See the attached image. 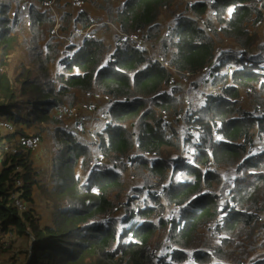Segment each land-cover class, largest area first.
Segmentation results:
<instances>
[{
  "label": "trees",
  "instance_id": "16d2710c",
  "mask_svg": "<svg viewBox=\"0 0 264 264\" xmlns=\"http://www.w3.org/2000/svg\"><path fill=\"white\" fill-rule=\"evenodd\" d=\"M19 1L12 3H17L21 18L16 15L15 21L20 23L12 25L10 1L0 4L1 55L12 57L16 51L21 56L13 62L22 63L14 82L6 69H0V127H5V119L14 124L46 122L55 127L54 134L61 136L64 148L57 180L48 188L37 179L29 151L9 152L4 142L14 135L2 133L1 127L0 252L8 244L15 250L30 247L27 264H226L224 252L213 258L210 243L202 240L201 230L210 221L216 223L215 232L225 231L250 245L255 222L264 210V151L260 150H264V73L251 63L262 56L252 50L257 39L251 32L255 21L263 17L264 0H213L220 28L210 33L198 21L209 4L188 0L197 19L181 15L178 22L168 25L165 37L166 29L160 31L161 8L178 0H112V23L124 32L139 34L158 47L171 67L191 77L215 62V38L231 39L244 47L240 55L245 57L236 59L241 65L233 74L223 72L217 63L211 69L204 80L208 91L200 93L203 106L186 107L180 99L178 113L167 109L170 95L160 91L175 83L145 49L128 42L106 44L98 38L61 44L51 35L54 19L40 7L44 0L31 3L28 23L22 17L23 0ZM88 1L95 6L94 0ZM68 7L58 9L62 24L71 22L63 24L64 28L89 26L85 11L74 15L65 11ZM249 88L257 99L253 103L249 98L243 106L242 91ZM92 91L116 99L109 122L89 142L68 131L66 118L56 110L77 105L81 101L78 92ZM164 110L170 111V122L159 115ZM21 111L32 121L19 118ZM178 119L184 132L174 125ZM18 134L27 137L21 128ZM189 147L194 154L186 152ZM97 154L105 159L101 166H93ZM125 158L142 180L136 190L150 201L135 204L136 195H125L122 173L129 170ZM241 167L258 170L254 181L242 189L227 190L219 169L231 168L236 174ZM79 168L89 172L87 180L75 174ZM36 188L44 189L45 197L41 192L40 196L45 214L32 208ZM157 191L161 193L156 195ZM166 206L178 207L174 217L164 213ZM47 208L48 213L49 209L55 212L49 221ZM222 243L226 245L227 239ZM249 252L244 250V256ZM250 264H264V256Z\"/></svg>",
  "mask_w": 264,
  "mask_h": 264
},
{
  "label": "rangeland",
  "instance_id": "374dc122",
  "mask_svg": "<svg viewBox=\"0 0 264 264\" xmlns=\"http://www.w3.org/2000/svg\"><path fill=\"white\" fill-rule=\"evenodd\" d=\"M6 1H10L11 4V11L9 14L10 24L14 23L18 24L20 21H15V12L17 3H12L14 0H0V4L4 3ZM21 1V0H20ZM19 1V2H20ZM210 0H208L209 2ZM80 3L78 5H74V2L72 0H56L55 1V8L61 9L66 4H70V7H68L65 11H70L74 15L77 14L78 11H85L90 18L96 19V21H100L107 17V20L112 21L114 18V2L112 0H94L95 6H92L88 0L85 1H79ZM30 3L29 0H23V4L25 9L28 7V4ZM61 6V7H57ZM41 8H43L42 5H40ZM170 6L167 7V9H162L161 14L159 17V23H160V31L165 29L168 25L175 24V21L178 22L183 15L184 17H187L190 20H196V16L191 12L188 8V0H178L176 1L170 8ZM44 9V8H43ZM208 9V8H207ZM232 7L228 9L229 12H231ZM26 10H23V12ZM217 14H219V9L214 8L213 6L209 5V11L206 10V13L203 15L204 22L202 23V29L206 33H210L211 29L212 31H219L220 24L217 21ZM11 16V17H10ZM18 18H21V15L17 16ZM24 19L26 20V23H28V14L25 12L23 14ZM229 17V14L226 15V18ZM71 23V22H70ZM70 23H67L66 21L63 23L65 26H69ZM51 31V30H50ZM92 33L95 36V38L102 39L105 41L106 44L113 45L118 38V35L114 31V29L108 28V27H92ZM252 36L255 37L257 40L255 44L252 46V50L254 53H262V56L257 59H252L251 63L254 65L255 69H257L260 72H264V20L259 25H254L252 27ZM144 34V33H143ZM165 37V36H164ZM216 41V59L215 62H213L209 67L204 69L202 73L196 77H191L192 75L188 73H184L181 71H178L177 69L170 66V68L166 69L170 81L174 82V85L165 86L164 89L160 91H165L170 95V98L168 100V108L171 109L174 113H178V106L180 103V99H183L185 101V106H193L196 107H202L203 103L199 101L203 98V96L200 95L202 91H208L207 85L205 84L204 80L208 78L211 69L214 67V65L217 63L216 66L222 65L223 72H227L229 69H235L239 68L241 65L236 61L237 58H244L245 56L240 55V53L244 50V47L241 48L239 45H236L231 39H225V38H215ZM146 45L148 46V49L151 53V55L154 56H160L163 58V56L159 53V49L154 48L151 46L149 42H146ZM1 47H0V69H6L8 71V74L11 78V80L14 82L16 80L17 74L20 72L19 66L22 64H15L13 62L14 59H19V55H15L14 51L12 54L13 56H8L3 58L1 55ZM223 54V55H222ZM165 60V59H164ZM167 61V60H165ZM225 85H223L224 90ZM214 94L217 93L216 90H212ZM79 96L81 97V101L77 105L69 106V107H77L79 109V116L82 120V129L75 132L77 135L81 136L85 140L89 142L95 141L97 138L92 137L90 132L87 129V122L89 120L88 114H89V106L94 104L96 106V109L99 110L103 107H106L110 104V100L106 97H97V93L95 91L92 92H85L80 93L78 92ZM249 98H251V101L254 103V101L257 99L256 93H253V89H243L242 95H241V104L243 106L248 105ZM22 111L19 112L18 117L22 120H28L32 121L29 116L26 117V111H24L22 114ZM159 115L165 119L166 122H170L172 118H170V111L164 110L159 112ZM259 115V113H257ZM30 119V120H29ZM76 119L69 117L66 119V122H75ZM65 122V124H66ZM4 126L2 127V133L10 132L13 133V138L10 141L4 142V144H7V149L10 153L13 151L15 153H25L26 151H29L31 153V159L33 162V168L35 175L37 179L41 181L45 185V187H52L55 184V181L57 180V165L59 163V159L62 155V151L64 148V145L61 144V136L58 134H54L55 127L52 124H48L46 122H19L17 124L12 123V120H4ZM177 129L180 132H184L185 128L182 125L181 121L178 119V122L176 124ZM0 127V130H1ZM13 127V128H11ZM11 128V129H9ZM18 128H21L27 135V137H24L23 135L18 134ZM29 137V139H28ZM259 144H256L255 146H258ZM34 147V148H33ZM251 148V147H250ZM262 152L264 151L263 148L260 149ZM186 151V150H185ZM187 153L194 154V150L189 147ZM100 154H97L95 157V161L99 158ZM189 159V161H193L194 158L191 156H185ZM184 160V161H185ZM264 163V160L262 161ZM126 168L129 169L128 171H125L122 173V177L125 180V183L127 185V191L126 194L136 195L137 198H139V201H136L135 204L143 203V200L150 201L149 198L143 193L138 190H136L137 187H139L142 184V180L135 175L136 171L131 167L127 166ZM236 169V168H235ZM75 174L77 176H80L83 180H87L89 178V172H83L80 168L76 169ZM258 170H249L246 167H241L238 170L236 169V174L234 173V169H219V173L223 179L224 186L227 190L233 191L234 189H242L245 187L247 183H251L254 181V177ZM52 176V179H51ZM179 177V173L176 174V178ZM54 179V181H53ZM18 185H22L21 183H18ZM35 190H39L35 192V195L37 197L36 203L33 205V209L36 210L37 213H46L45 207L43 203V199L40 196L41 194L45 197L44 189L42 188H36ZM125 197V196H123ZM18 205L20 207H23V205L18 202ZM52 202H49V208ZM216 207H218L216 205ZM166 211L168 214L177 213L176 209L172 206H166ZM48 213V208H47ZM53 209H49V213L46 217L47 221H49V216L51 214H54ZM221 218V217H220ZM223 220H221L219 223H222ZM216 224V223H214ZM216 227H214L213 230L208 228L207 226L203 227L201 230L202 236L205 239H202L203 241H208L210 243L209 249L212 253L213 258L216 257V254L219 252H224V254L227 256V258L222 261L226 264H235L236 262L240 261V264H247L248 261H250V258L257 257L261 253V248L257 247L255 240H256V234H257V226L254 229L253 236L251 238V244L248 246H245L246 242L244 243L239 238L236 237H229L225 231H216ZM246 233L248 231L245 230ZM28 237L31 238V235H28ZM26 237V239H28ZM33 238V237H32ZM223 239H227V244L223 245L222 241ZM249 255L245 257L244 250H249ZM30 247L22 250H15L14 247H10L9 244L4 249V251L0 252V264H27L28 260L30 259ZM190 257V256H189ZM188 261H191V259L188 258Z\"/></svg>",
  "mask_w": 264,
  "mask_h": 264
},
{
  "label": "built area",
  "instance_id": "2783aa9c",
  "mask_svg": "<svg viewBox=\"0 0 264 264\" xmlns=\"http://www.w3.org/2000/svg\"><path fill=\"white\" fill-rule=\"evenodd\" d=\"M30 3L28 4V7L25 9L24 5H21V10L22 14L25 12L28 14L29 7L31 3L34 2V0H29ZM55 1L56 0H44L43 3L41 4L44 8V11L49 12L51 18L54 19L55 24L52 28L51 35L52 37L59 43L61 44H66V45H75L76 41L79 38H95V36L92 33V27H103L105 25L109 26V28L114 29L116 34L118 35V38L116 39L114 45L119 46L122 45L125 42L130 43L136 48H141L145 49L148 53V55L151 57L152 61H155L157 63H160L161 67L164 68L165 70L170 68V65L167 61L162 59L160 56H154L151 55L148 46L146 45V42L139 36V34L136 33H127L122 31L117 25L112 23L111 21L104 19L100 21H96L94 18L89 19V26L87 27H69V28H64L61 17H60V12L58 9L55 8ZM74 2V5H78L80 2L77 0H72ZM201 1H206L209 5L213 4V0H201ZM124 2H121V5H123ZM162 9H167V7H163ZM23 10H26L23 12ZM209 11V8L207 9ZM263 17L255 21V25H259L260 23L263 22L264 20V11H262ZM15 15H20L15 12ZM198 21L202 24L204 22L203 17L198 19ZM170 27L167 26L165 29L166 31L164 32L163 36H167L169 34V29ZM162 36V34H161ZM229 74H233L234 69H229L227 70ZM264 73V72H263ZM97 97H106L107 99L110 100V104L107 105L106 107H103L99 110L96 109V106L94 104L89 106V120L87 122V129L90 132L92 137H98V135L101 132V126L104 124H107L109 122V111L111 105L114 103L116 97L114 95H104V94H97ZM119 99L125 100V98L119 97ZM56 113L59 117L61 118H75V122H66L65 127L68 131L70 132H77L80 129H82V120L79 116V109L77 107H60L56 110ZM135 147H137V144H135ZM93 166H101L105 163V159L99 155V158L97 161L93 162ZM123 163H125L127 166H131L130 160H127L126 158L123 159ZM160 191L156 192V195L160 194ZM173 208L177 209L178 207L172 206ZM138 207L135 208V211H137ZM169 218H172L175 216V213L168 214L167 211L164 212ZM215 222L210 221L206 224L208 228L211 230L214 229L215 227ZM257 226V234H256V240L255 243L257 247L261 248V253L259 256L253 258H250V261H248L247 264H250L251 261L257 259L260 256H264V210H262L259 214V217L257 218L255 222V228ZM32 238V235H31Z\"/></svg>",
  "mask_w": 264,
  "mask_h": 264
},
{
  "label": "crops",
  "instance_id": "0c3cea01",
  "mask_svg": "<svg viewBox=\"0 0 264 264\" xmlns=\"http://www.w3.org/2000/svg\"><path fill=\"white\" fill-rule=\"evenodd\" d=\"M21 15V14H20ZM19 16V15H18ZM104 19H106V18H104ZM104 19H102V20H104Z\"/></svg>",
  "mask_w": 264,
  "mask_h": 264
}]
</instances>
